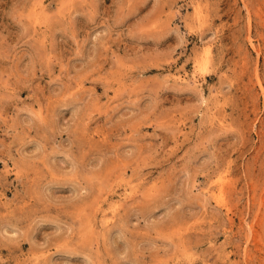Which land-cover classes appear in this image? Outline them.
<instances>
[{"label":"rangeland","instance_id":"rangeland-1","mask_svg":"<svg viewBox=\"0 0 264 264\" xmlns=\"http://www.w3.org/2000/svg\"><path fill=\"white\" fill-rule=\"evenodd\" d=\"M0 264H264V0H0Z\"/></svg>","mask_w":264,"mask_h":264}]
</instances>
